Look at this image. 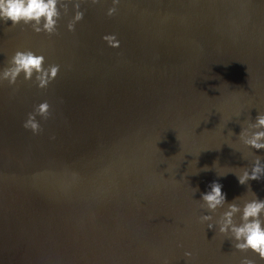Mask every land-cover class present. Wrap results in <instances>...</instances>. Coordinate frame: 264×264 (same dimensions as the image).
I'll return each instance as SVG.
<instances>
[{
	"label": "water",
	"instance_id": "1",
	"mask_svg": "<svg viewBox=\"0 0 264 264\" xmlns=\"http://www.w3.org/2000/svg\"><path fill=\"white\" fill-rule=\"evenodd\" d=\"M76 2L72 31L71 4L51 34L0 20V70L18 49L60 66L44 88L0 81V264H239L199 199L212 181L264 198L235 174L264 161L236 137L264 112V0Z\"/></svg>",
	"mask_w": 264,
	"mask_h": 264
},
{
	"label": "clouds",
	"instance_id": "2",
	"mask_svg": "<svg viewBox=\"0 0 264 264\" xmlns=\"http://www.w3.org/2000/svg\"><path fill=\"white\" fill-rule=\"evenodd\" d=\"M113 5L118 0H112ZM71 4L72 15L66 27L74 30L75 22L83 18L84 11L76 0H0V20L10 21V26L19 23L28 24L34 32L54 33L61 18V11L66 14ZM59 5V7H58ZM115 7L107 9L112 15ZM101 39L106 40L110 46L118 47L119 40L115 34H105ZM43 54L34 53L30 49L16 50L7 62V66L0 70V81L7 80L12 85L22 74L25 80L34 79L36 87L44 88L53 80L59 70L58 64H45ZM49 104L43 100L34 106L33 111L27 113L22 126L30 129L33 134L40 131V124L36 116L46 117ZM229 135H232L229 130ZM239 145L245 149H264V112H257L254 119L241 123L236 134ZM54 139V137H52ZM239 151V149H237ZM254 152V151H253ZM239 184H246L249 180H258L264 177V161L254 154L248 166L240 167L235 173ZM222 185L217 181L209 183L207 190L200 193V207L205 211L198 220L208 229L224 235L230 239L232 247L240 252L250 253L241 256L239 264H258L264 261V198L257 197L249 186V195L245 198L234 197L232 201L226 200V194L221 190ZM180 247L181 245H177ZM194 252L185 249L183 256L190 258ZM186 264H187V260ZM162 264H168L167 258Z\"/></svg>",
	"mask_w": 264,
	"mask_h": 264
}]
</instances>
